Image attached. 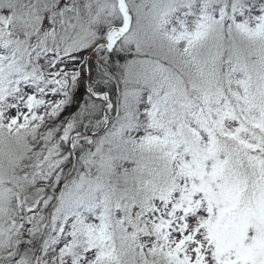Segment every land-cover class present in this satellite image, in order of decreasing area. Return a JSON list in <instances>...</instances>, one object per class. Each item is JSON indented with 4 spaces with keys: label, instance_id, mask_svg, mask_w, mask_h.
<instances>
[{
    "label": "snow or ice",
    "instance_id": "1",
    "mask_svg": "<svg viewBox=\"0 0 264 264\" xmlns=\"http://www.w3.org/2000/svg\"><path fill=\"white\" fill-rule=\"evenodd\" d=\"M0 264H264V0H0Z\"/></svg>",
    "mask_w": 264,
    "mask_h": 264
}]
</instances>
